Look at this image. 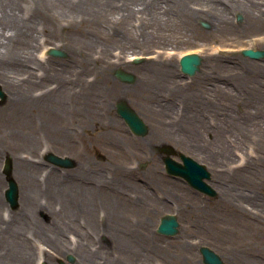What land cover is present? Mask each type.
Wrapping results in <instances>:
<instances>
[{"label":"rangeland","instance_id":"374dc122","mask_svg":"<svg viewBox=\"0 0 264 264\" xmlns=\"http://www.w3.org/2000/svg\"><path fill=\"white\" fill-rule=\"evenodd\" d=\"M181 1L175 0L168 6V0H157L151 11L124 17V29L114 31L111 23H103L104 31H91L92 35L86 39L91 46L81 50L78 42L72 41L79 36L65 26L66 22L33 14L30 1L19 0V11L24 12L26 22L18 33L15 54L0 55V66H6L7 75L12 77L6 83L0 77L6 94L0 103V116L7 113V108L11 111L10 105L20 103L19 96L11 101L13 98L7 93L11 88L28 86L33 100L21 107V123L2 126L0 117V129L6 132L0 133V210L4 215L18 209H12L3 197L4 157L11 156L14 164L23 157L40 164L32 172L39 182L51 168L58 178L62 173L74 171L75 168H60L47 162L44 155L51 152L70 156L77 162L82 160L85 172L92 178L111 180L112 177L111 195L123 178L126 181L120 187L123 195L136 198L149 194L150 200L139 201L143 206L140 215L126 212L121 221L122 230L117 234L126 242L131 232L133 239L144 242L148 249L161 251V264H203L198 251L201 246L212 249L224 264H264V81L256 76L257 67L264 69V59L251 60L240 54L244 48L264 50V16L256 20L242 5L238 11L236 7L222 5L209 10L205 0H191L189 7L198 11L192 14L191 21L180 17L176 5ZM242 1L245 6L256 1L261 10L264 8V0ZM198 4L203 5L202 10L196 8ZM119 17L114 18L116 22L120 21ZM214 18L231 21L239 33L224 32L222 27L226 22ZM82 28L91 29L85 25ZM49 47L62 50L65 56H47ZM23 51L39 62L25 64L17 59ZM189 52L202 57L199 71L191 77L182 74L177 65L180 56ZM135 56H147V59L133 62ZM161 61L172 63L173 79L162 81L164 89H157L155 86L161 81L153 72ZM115 69L131 72L135 82H121L113 76ZM78 79L86 83L81 87ZM110 83L113 84L111 97ZM86 84L93 86L87 85L89 88L84 90ZM97 85L99 90H95ZM59 86L64 94L56 107L51 99ZM178 86L182 90L175 88ZM256 97H261L260 105ZM118 99L126 100L136 110L149 127L148 134L140 137L130 133L115 113L113 104ZM190 105L197 110L193 111ZM76 113L81 117L78 120L74 117ZM96 114L102 118L98 123L93 120ZM110 117L115 121L111 134ZM34 124H41L43 131L35 130ZM5 126H11L15 134L8 133L11 129ZM21 130L24 134L34 131L32 148L24 146L16 135L19 133L24 140ZM163 144L205 165L210 172L208 183L217 194L206 196L181 178L169 176L158 151ZM95 180L91 181L95 183ZM84 189L80 191L78 186L82 195L77 194L76 204L79 200L88 202L90 187ZM103 201L101 195L94 205L89 204V214L99 224L97 227H85L79 209L74 211V221L79 225L76 231H64L65 241L80 238L78 234L82 230L89 233L93 250L96 248L103 254L113 251V231L103 222L107 216ZM58 202L48 212H37L43 225L58 223L56 213H52V209H58ZM165 214H174L179 223L173 236L156 232L159 219ZM117 234L113 235L120 237ZM40 241L39 248L49 249L43 239ZM33 252L37 255L31 258L32 264H75L78 259L73 252L64 254L49 249L47 257L42 256L41 250Z\"/></svg>","mask_w":264,"mask_h":264},{"label":"bare ground","instance_id":"6f19581e","mask_svg":"<svg viewBox=\"0 0 264 264\" xmlns=\"http://www.w3.org/2000/svg\"><path fill=\"white\" fill-rule=\"evenodd\" d=\"M29 1L30 9L32 10L33 14L46 15L47 18H51L55 22H66L65 26L79 36L78 39L73 38L72 41L78 42L77 44L80 45L79 49L81 50L91 46V44L86 41V39L92 35L91 31H104L106 26L103 23H111L114 31L120 30L121 28L124 29V24H122L124 22V17L128 18L132 14L144 13L147 10L151 11L157 4V0ZM21 2L23 3L25 0H21ZM173 2L168 0L166 5L169 6L170 3ZM191 3V0H182L180 4L176 5L178 6V11L180 13L179 15L183 19L191 20L190 18L192 14L198 13V11H195L194 7H189ZM205 3L207 8L210 7L209 10L217 9V5H222L220 7H236L235 11H238L239 5H242L244 10L246 7L247 13L253 16L252 18L261 20L264 16V8L261 10V6L258 5L256 1L255 3L250 2V4H247L246 6L242 0H205ZM249 5L254 6V8H250ZM202 6V4H198L196 8L198 10H202ZM28 7L29 6H27V8ZM19 9H21L19 0H0V55L9 54L11 56L12 53L15 54L14 51L18 33L22 27L25 26L26 22L23 19L24 12L19 11ZM207 12L201 11L200 13ZM115 17H119L120 21L116 22V19H114ZM213 20L217 22H226L224 18H214ZM83 25H85L86 28L91 27V29L85 30L82 28ZM125 25L128 24L125 23ZM127 29L128 32H130L129 28ZM222 30L224 32H231L234 34L239 33V30L237 27L233 26L231 21H228V23L226 22V25L222 27ZM19 56L20 57L17 59H20L25 64H31L34 61H38L36 59L32 60V57L28 52L25 53L23 51ZM126 66L128 67L129 65ZM171 67L172 63H164L163 61L158 63L156 67L157 69L153 72V75L154 77H160L161 82L155 86V88L164 89L165 84L163 82L173 79V74L170 75L172 73ZM6 68V66H0V77L5 83L7 81H12V77L8 76L6 73ZM256 76L264 81V69H259L257 67ZM77 83L82 87V84L86 82H84L82 79H78ZM259 83L262 82L259 81ZM87 85H89L90 88L93 86V84H86L84 90L89 88ZM112 86L113 84L111 83L108 86L110 97ZM178 87L175 88L179 91L182 90L180 86ZM28 89V86H20L18 89L11 88V90L7 91V93H9V95L13 98L11 100L12 102L17 100V98L15 99L16 96H19L18 101L20 100V103L18 106L14 104L10 105V109L12 108L11 111H8L7 108V113L0 116L1 120L3 121L2 126L5 123H21V107L24 103H31L33 100L32 95L28 93ZM95 90H99L98 85ZM62 92H64L63 87L59 86L55 90L54 96H52L53 98L51 100L56 105V107H58L60 104V98L64 94ZM119 100L124 99H118L117 101ZM255 100L260 105L261 97H256ZM191 109L193 111L197 110L196 107L193 106H191ZM63 113H67V111H64ZM74 117L76 120L81 118L79 115H77V113L74 115ZM93 120H96L98 123L100 120H102V118L96 114V117L93 118ZM114 124L115 121L112 117H110L108 120L109 134H111V127L113 129ZM34 125L35 130L39 129L43 131V126L41 124ZM223 125L226 126V124ZM5 127L11 129V126ZM12 127H14V125ZM1 130L2 133H6L4 128L0 129V133ZM9 132H14L15 134L13 128L9 130L8 133ZM21 132L23 133L22 130ZM16 135L22 142H24V146L27 148H32L34 146V131L31 133V130H28L27 133H23L24 140L19 133ZM51 137L54 138L53 134ZM9 140L11 141V138H9ZM12 165L14 166L12 174L18 184V209L13 213L9 212L7 215L2 213V209L0 210V264H32L33 261H31V258L34 254L35 256L37 255V249L41 250L42 256L48 255L49 249L54 251L58 250L64 254L73 252L74 255H77L78 257L75 264H106V261L107 264L108 262H111V264H151L153 260L156 262L158 261V264H161L160 259L163 257L161 251L153 252L152 250L148 249L144 242L139 243L137 240L133 239L134 237L132 236L131 232H129L127 235L126 242L122 241V235L117 234V231L122 230L120 226L124 224H122L121 221L123 220L122 218L126 217V212H136L137 215H140V209L143 206L139 203V201L141 199H151L150 197H147L149 194L146 193L143 194L145 197L137 195L136 198H130L128 195H123L121 192L123 188L120 187L126 185L125 178L118 181L120 187L116 189L114 195H111V180L113 181V179L110 180L108 177L100 178L99 176L92 178V176L85 172V165L82 160L81 162H77V166L73 172H65L62 174L59 173L60 178L57 177L58 173L52 170L53 168H51L48 173H46L42 182L36 181L33 178V169L38 168L40 164L35 163L32 159L30 160L26 157L18 158L15 164L13 161ZM92 179H96L95 183L91 181ZM30 181L31 185L27 186ZM78 186L80 191H83L84 188L87 189L90 187V196L88 202L79 200L76 204L75 200L77 194H80L78 192ZM101 195L105 199V201H103L105 205L102 207L107 211V216L105 219H103L104 225L106 224L110 226L113 234L120 235V237H117L111 234V242H113L111 247L113 251L107 254H103L101 251L97 252L96 248L94 249L95 251L92 249L88 232L84 233L82 230H80L78 234V236L80 235V238L75 237L76 239H74V241H72V239L65 241L62 236L64 231H76L75 227H78L76 225H79V222L75 223L74 221V211L76 212L77 209H79L80 213L79 218L82 217L84 219V226L87 225L91 227H97L99 225L93 221L88 209H90L89 204L92 203L94 205L95 199ZM38 198H41L42 201L37 202L36 199ZM55 201H59L57 204L58 209H52V213H56L54 216L58 218V223L52 225H43L37 217V212H48L49 207L55 205ZM111 201H114V203ZM126 201L129 203H126ZM154 203L158 204L160 202L154 201ZM81 237L84 238V240L81 239ZM42 239L45 241L42 242L46 243V246H48L49 249H47V247H38V244ZM34 249L36 253L33 252ZM89 256H95V258L98 259L91 260Z\"/></svg>","mask_w":264,"mask_h":264},{"label":"water","instance_id":"95a60500","mask_svg":"<svg viewBox=\"0 0 264 264\" xmlns=\"http://www.w3.org/2000/svg\"><path fill=\"white\" fill-rule=\"evenodd\" d=\"M49 54L57 57L65 56L62 51L56 49H51L49 51ZM242 54L251 59H264V50L246 49L242 51ZM200 63L201 58L198 55H185L180 60L181 71L187 75L192 76L198 70V66L200 65ZM114 74L117 78L124 82L134 81V76L130 73L116 70ZM0 98L2 99V101H4L5 99V95L1 91V88ZM116 111L135 135H146V133L148 132V128L145 123L136 114V112L129 106H127L123 101H119L116 103ZM160 151L166 154V156L163 158V163L168 174L182 177L194 189L209 196H215V190H213L207 183L203 181V179L209 178V173L203 165L196 163L191 158L183 154H178V157L183 164L176 162L170 157V155H174L175 152L168 145L160 148ZM46 158L52 163L61 167L68 168L74 165L73 160L67 157L62 158L54 154H48ZM11 169V160L9 158H6L4 161L3 171L6 175L8 187L4 192V197L9 203L10 207L15 208L17 206L18 189L16 182L11 177ZM177 227L178 223L176 221V218L172 215H165L160 220L157 232L164 235H174L177 232ZM199 251L202 255V262L204 264H223L221 258L211 249L207 247H201Z\"/></svg>","mask_w":264,"mask_h":264}]
</instances>
